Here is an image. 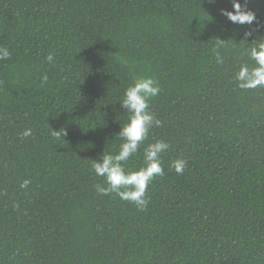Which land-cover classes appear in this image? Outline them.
Returning a JSON list of instances; mask_svg holds the SVG:
<instances>
[{"label":"trees","instance_id":"16d2710c","mask_svg":"<svg viewBox=\"0 0 264 264\" xmlns=\"http://www.w3.org/2000/svg\"><path fill=\"white\" fill-rule=\"evenodd\" d=\"M238 2L251 24L222 14L232 0H0V264H264V88L234 79L264 39V0ZM141 76L162 124L125 169L170 144L144 211L98 195L90 167L118 151Z\"/></svg>","mask_w":264,"mask_h":264},{"label":"clouds","instance_id":"9594fccd","mask_svg":"<svg viewBox=\"0 0 264 264\" xmlns=\"http://www.w3.org/2000/svg\"><path fill=\"white\" fill-rule=\"evenodd\" d=\"M232 11L221 10L222 14L232 23L251 24L255 19L254 12L242 7L238 0H232ZM251 35L246 32L245 36ZM224 47V40L218 39L213 49L217 64L223 63V57L218 49ZM248 58L253 62L252 66L241 64L234 73L237 87L242 90L264 88V39L255 40V43L247 51ZM11 58L8 47L0 46V61ZM45 60L52 64L54 57L49 53ZM121 63H127L121 59ZM48 82L46 74L40 77V86ZM161 89L151 76L134 78L133 83L124 91L119 101L121 108L128 114L127 121L120 126L116 134L121 143L115 153H102L98 160L92 159V172L101 177L103 183L94 185L95 191L100 196H115L121 201L132 203L139 211H144L149 205L147 191L156 177L163 176L164 168L161 163V154L170 148V144L164 140H156L149 143L143 150V166L135 170L124 167L125 162L135 156L140 146L148 139L153 127H161V120L149 110V101L159 95ZM32 134L31 129H25L20 136L28 137ZM65 133L63 132V135ZM53 136L57 131L53 130ZM171 168L177 175H182L187 168V161L177 158L171 162ZM31 181L24 179L19 187L27 189Z\"/></svg>","mask_w":264,"mask_h":264}]
</instances>
